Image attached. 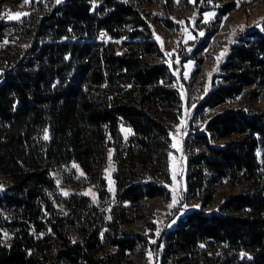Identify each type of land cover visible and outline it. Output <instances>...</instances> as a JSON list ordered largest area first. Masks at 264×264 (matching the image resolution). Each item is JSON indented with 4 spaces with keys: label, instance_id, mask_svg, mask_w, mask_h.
Masks as SVG:
<instances>
[{
    "label": "trees",
    "instance_id": "1",
    "mask_svg": "<svg viewBox=\"0 0 264 264\" xmlns=\"http://www.w3.org/2000/svg\"><path fill=\"white\" fill-rule=\"evenodd\" d=\"M20 1L0 0V264H111L137 237L109 234L116 250L100 254L98 208L83 195L57 200L52 173L74 163L92 174L112 149L121 203L169 198L179 93L126 0H51L5 20L6 4ZM9 33L27 43L8 45ZM214 78L195 114L222 109L185 140V196L200 205L163 234L164 264H264V109L230 104L264 89V22L232 45ZM225 186L239 191L221 200Z\"/></svg>",
    "mask_w": 264,
    "mask_h": 264
},
{
    "label": "rangeland",
    "instance_id": "2",
    "mask_svg": "<svg viewBox=\"0 0 264 264\" xmlns=\"http://www.w3.org/2000/svg\"><path fill=\"white\" fill-rule=\"evenodd\" d=\"M51 0H21L7 3L4 19L18 21L35 13L39 3ZM141 12L149 29L146 36L156 42L159 48L158 60L169 70V78L178 91L181 104L176 123L169 131V181L165 183L169 198H151L136 204L121 203L116 196L113 180L114 162L112 149L109 150L104 166L93 168L92 174L84 173L76 164L64 165L52 173L56 183L57 200L70 194L88 197L98 208L94 213L101 215L100 254H114L116 247L110 244L112 235L131 232L137 237L132 249L126 250L119 261L111 264H164L162 263L163 234L177 223L190 209L199 207L198 200L190 199L186 193L188 152L185 140L192 128L201 129L212 112L195 114L196 106L217 82L215 76L225 61L232 45L239 43L241 36L251 30L261 29L264 22V0H126ZM20 13L16 18L15 14ZM8 45H25V40H16L7 34ZM146 39V38H145ZM148 40V39H147ZM249 90V89H248ZM251 91V90H250ZM246 91L230 103L259 111L264 109V89L254 93ZM126 138L129 128L122 126ZM100 162V161H99ZM98 162V163H99ZM101 171V173H99ZM106 183L103 191L100 180ZM239 191L238 187L225 186L218 190L219 199ZM220 200V201H221ZM219 203V202H218ZM212 209V208H211ZM106 234L108 238L106 239ZM109 234L111 237H109ZM74 238L82 239L76 227L71 228ZM170 263V262H169ZM168 263V264H169ZM167 264V263H165ZM176 264V263H173Z\"/></svg>",
    "mask_w": 264,
    "mask_h": 264
},
{
    "label": "snow or ice",
    "instance_id": "3",
    "mask_svg": "<svg viewBox=\"0 0 264 264\" xmlns=\"http://www.w3.org/2000/svg\"><path fill=\"white\" fill-rule=\"evenodd\" d=\"M26 2H27V0H26ZM57 2H59V0H57ZM20 15H21L20 13H16V14H15V17H16V18H19V17H20ZM44 139H45V140H47V139H48V136H47V134H45V136H44Z\"/></svg>",
    "mask_w": 264,
    "mask_h": 264
}]
</instances>
